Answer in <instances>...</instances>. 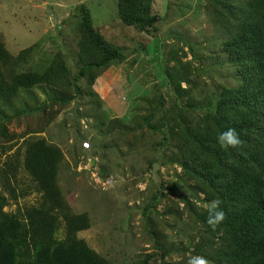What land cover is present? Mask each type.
<instances>
[{
  "label": "rangeland",
  "instance_id": "1",
  "mask_svg": "<svg viewBox=\"0 0 264 264\" xmlns=\"http://www.w3.org/2000/svg\"><path fill=\"white\" fill-rule=\"evenodd\" d=\"M242 1L164 0L147 33L122 23L118 0H0V40L13 57L27 51L18 70L65 68L2 108L10 117L0 133L4 211L20 216L42 202L25 162L29 143L42 139L61 153L56 179L69 210L88 216L77 236L111 264H215L206 249L220 235L202 223L211 202L182 167L184 128L241 83L223 42L235 31L224 5ZM84 9L125 56L82 75ZM58 221L64 238L67 221Z\"/></svg>",
  "mask_w": 264,
  "mask_h": 264
},
{
  "label": "trees",
  "instance_id": "2",
  "mask_svg": "<svg viewBox=\"0 0 264 264\" xmlns=\"http://www.w3.org/2000/svg\"><path fill=\"white\" fill-rule=\"evenodd\" d=\"M152 4L153 0H118L122 23L147 33L157 30L161 16ZM224 7L235 31L223 42V50L227 61L237 66L241 83L222 89L214 111L207 112L199 126H185L182 167L201 182L211 202L200 217L210 235H220L217 242L221 241L206 249L215 264H264V0ZM82 28V75L125 56L96 30L85 9ZM26 56L24 50L13 57L0 40V133L10 119L2 108L20 89L51 82L65 72L61 63L43 74L21 72L18 66ZM170 77H165L166 84ZM233 139L238 143H231ZM60 158V151L42 139L27 146L26 166L43 199L19 216L4 211L6 198L0 194V264H111L77 236L89 219L87 214L71 213L58 187ZM60 216L67 221L64 238L57 237ZM147 263L145 259L143 264Z\"/></svg>",
  "mask_w": 264,
  "mask_h": 264
},
{
  "label": "crops",
  "instance_id": "3",
  "mask_svg": "<svg viewBox=\"0 0 264 264\" xmlns=\"http://www.w3.org/2000/svg\"><path fill=\"white\" fill-rule=\"evenodd\" d=\"M172 0H169V2L171 3ZM163 6H164V0H153V4H152V8L153 11L155 13H157L158 15H160L162 17V11H163ZM174 7H169L168 11H171V9ZM168 14V13H167Z\"/></svg>",
  "mask_w": 264,
  "mask_h": 264
},
{
  "label": "clouds",
  "instance_id": "4",
  "mask_svg": "<svg viewBox=\"0 0 264 264\" xmlns=\"http://www.w3.org/2000/svg\"><path fill=\"white\" fill-rule=\"evenodd\" d=\"M231 143L235 144V143H238V141H236L235 139H233V140L231 141ZM217 217H218V219H222V218H223V213H222V212H218V213H217ZM197 264H205V262H204L202 259H199V260L197 261Z\"/></svg>",
  "mask_w": 264,
  "mask_h": 264
}]
</instances>
